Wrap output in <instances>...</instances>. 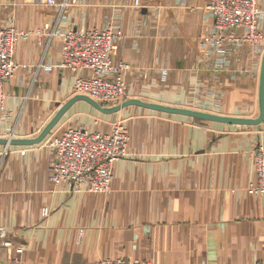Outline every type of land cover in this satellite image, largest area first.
<instances>
[{
	"label": "crops",
	"instance_id": "obj_1",
	"mask_svg": "<svg viewBox=\"0 0 264 264\" xmlns=\"http://www.w3.org/2000/svg\"><path fill=\"white\" fill-rule=\"evenodd\" d=\"M207 2L68 0L61 11L39 0H0V25L27 34L16 44L19 68L0 108V140L13 133L17 142L0 157V264H264V200L246 192L256 179L253 152L264 145V120L227 125L125 106L258 118L257 54L245 43L227 45L221 55L201 47L212 32ZM259 10L264 33V0ZM108 26L122 34L114 60L129 66L120 113L129 157L114 163L109 193L71 194L48 179L51 149L18 142L36 140L56 118L49 132L61 125L111 131L89 117L96 108L72 95L76 80L90 74L59 67L54 36ZM104 111L108 123L117 109Z\"/></svg>",
	"mask_w": 264,
	"mask_h": 264
},
{
	"label": "built area",
	"instance_id": "obj_2",
	"mask_svg": "<svg viewBox=\"0 0 264 264\" xmlns=\"http://www.w3.org/2000/svg\"><path fill=\"white\" fill-rule=\"evenodd\" d=\"M46 8L63 11L68 0H39ZM260 0H208L204 6L206 19L211 22L212 32L201 40L203 49L211 48L225 53L230 44H249L258 55L260 70L264 48V33L258 32ZM139 6V0H134ZM241 34V35H240ZM59 67L71 73L88 72L80 76L72 87L74 96H82L96 104L118 102L126 95L125 73L129 66L116 62L117 41L121 30L108 26L103 30L58 31ZM27 34L18 32L13 25H0V106L5 99V84L14 77L19 66L15 62L16 44ZM1 138V136H0ZM6 146L0 152L5 158L11 153L9 142L16 140L13 133L4 135ZM129 136L125 124L111 127L107 134L90 133L83 128L67 129L58 135L51 131L39 144L54 152L55 162L49 168V181L55 187H64L71 194H106L113 179V165L129 157ZM28 149L19 151L25 155ZM256 179L247 189L249 196L264 200V145H257L253 152ZM48 215L43 210L42 216ZM5 231L0 223V238ZM17 250L16 253H21ZM98 264H153L150 260H102Z\"/></svg>",
	"mask_w": 264,
	"mask_h": 264
},
{
	"label": "water",
	"instance_id": "obj_3",
	"mask_svg": "<svg viewBox=\"0 0 264 264\" xmlns=\"http://www.w3.org/2000/svg\"><path fill=\"white\" fill-rule=\"evenodd\" d=\"M81 99H84L88 103H90L94 108H96L100 112H105L102 110L96 103L93 101L81 97ZM258 101H259V115L256 120H246V119H239V118H229V117H222V116H216V115H211L207 113H202V112H194V111H189V110H183V109H177V108H169L161 105H155V104H149L145 102H129L126 103L125 106L127 105H137L140 107H144L150 110L158 111L161 113L165 114H175V115H181L193 119H199L203 121H208V122H213V123H219V124H227V125H259L263 122L264 120V53L261 58V64H260V70H259V87H258ZM116 111V110H113ZM57 119V118H56ZM56 119H53L52 122L48 125V127L44 130V132L34 141H23V142H18V143H28V144H35V143H40L45 136L49 133L50 129L52 126L55 124ZM0 143L7 144V141L5 140H0ZM14 143H17L14 141L9 142L10 145H13Z\"/></svg>",
	"mask_w": 264,
	"mask_h": 264
},
{
	"label": "rangeland",
	"instance_id": "obj_4",
	"mask_svg": "<svg viewBox=\"0 0 264 264\" xmlns=\"http://www.w3.org/2000/svg\"><path fill=\"white\" fill-rule=\"evenodd\" d=\"M25 34V33H24ZM225 49H226V47H224ZM60 53V52H59ZM216 53H218V52H216ZM219 54V53H218ZM221 55V54H220ZM259 56L260 55H258V58H257V64H258V62L260 61V58H259ZM14 58H15V54H14ZM11 80V79H10ZM9 80V81H10ZM8 81V82H9ZM7 82V83H8ZM6 83V84H7ZM6 84H5V86H6ZM6 89H5V87H4V94H5V99H4V101H3V104L0 106V108L3 110V108H4V103H5V100H6ZM33 91H35V92H37V89H36V87L33 89ZM71 92H72V90H71ZM126 94H127V89H126ZM31 95H32V93H31ZM73 95V94H72ZM33 96V95H32ZM74 96V95H73ZM74 97H82V96H74ZM125 97H126V95L121 99V100H119L118 102H110V103H104V104H98V106L102 109V110H104V109H117V112L116 113H114V114H112V115H110L111 116V118H110V122H106V121H104L103 120V118H102V112H97L96 114H91V115H89V117H91V119H94L95 121H98L99 123H102V124H104V125H106V126H108V125H110L111 127L112 126H114V125H118V124H126V122H127V119H123L122 118V115L120 114L121 112H122V105L124 104V102H125ZM32 98V97H31ZM165 106V105H164ZM168 107V106H167ZM54 109V108H53ZM207 114H211V113H207ZM9 112L5 115L6 116V118H8L9 117ZM211 115H215V114H211ZM216 116H218V115H216ZM67 130V129H66ZM62 131H65V127L63 126V125H61V127L60 128H58L57 130H54V133H55V135L56 134H58V135H60L61 133H63ZM50 133V132H49ZM48 133V134H49ZM48 134L45 136V137H47L48 136Z\"/></svg>",
	"mask_w": 264,
	"mask_h": 264
}]
</instances>
